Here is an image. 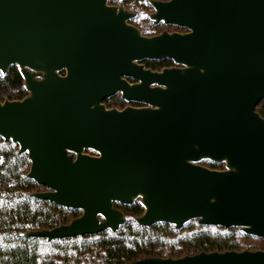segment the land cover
Listing matches in <instances>:
<instances>
[{"label":"water","instance_id":"obj_1","mask_svg":"<svg viewBox=\"0 0 264 264\" xmlns=\"http://www.w3.org/2000/svg\"><path fill=\"white\" fill-rule=\"evenodd\" d=\"M107 2L0 0V71L17 66L28 91L0 102V137L27 153V176L47 189L33 197L81 210L22 235L115 231L125 216L114 203L139 199L142 226L197 219L264 238V0H152L155 22L186 29L152 36ZM164 58L183 67L138 63ZM118 92L147 106L106 108ZM129 264H264V250Z\"/></svg>","mask_w":264,"mask_h":264},{"label":"trees","instance_id":"obj_2","mask_svg":"<svg viewBox=\"0 0 264 264\" xmlns=\"http://www.w3.org/2000/svg\"><path fill=\"white\" fill-rule=\"evenodd\" d=\"M141 1L131 0L128 6L136 11L135 6L143 3L147 15L146 0ZM143 24L149 29L142 23L135 26L144 36L162 32L159 24L167 26L152 19ZM144 62L153 71L174 65L168 58ZM27 94L17 66H10L5 73L0 71V102L21 100ZM105 101L110 106H122L117 96ZM256 111L264 118V99L257 104ZM201 162L210 169H224V163ZM29 167L27 153L19 152L17 143L0 137V264H129L143 258H180L200 252L264 250V238L246 234L240 227L207 226L197 219L186 222L182 228L166 222L142 226L135 220L144 211L139 199L129 205L114 203V208L125 216L124 223L115 231L106 229L98 234L52 241L25 237L22 233L67 224L81 214L79 209L33 197V193L45 188L27 176Z\"/></svg>","mask_w":264,"mask_h":264},{"label":"flooded vegetation","instance_id":"obj_3","mask_svg":"<svg viewBox=\"0 0 264 264\" xmlns=\"http://www.w3.org/2000/svg\"><path fill=\"white\" fill-rule=\"evenodd\" d=\"M130 1L131 0H108L107 3L110 6H114V7H117V8H121L124 11H126L127 13H129L130 15H129V17H128V19H127L126 22H127V24H129L131 26H134L135 28H137L136 27V26H138L137 24L140 25V22L143 24V23H146V21H150L152 19L151 18V14L155 12L154 7L152 6V3H151L152 0H146L145 1L146 4L148 5L149 10H150V11L148 10L147 15H145L146 12L142 13L143 11H145V8H143V6H142L143 3H142V5L141 4H138L137 6H135L137 8V10L135 11V8H130L128 6V4H129ZM139 1L142 2L141 0H139ZM158 1H166V0H158ZM134 21L135 22L137 21L136 22L137 24H135ZM158 22H162V21H158ZM159 26H161V28H162L161 31H163V30H169V29H171L172 31H175V32H185L186 31V29L184 27H179V26H176V25L167 24V26H164V25L159 24ZM145 60H148V59H143V60L138 61V63L139 64H142L144 68H146L145 67V64H144L145 63L144 62ZM169 67H183V66L174 63V65L169 66ZM164 68H167V67H164ZM146 69H148V68H146ZM58 74L61 75V76H65L66 75V70L65 69H62V70L58 71ZM125 79L130 84L136 83V80H134L132 78H125ZM113 96H117V97H119L121 99L122 106H117V105H113V106L111 105L110 106V105H108L110 103H107L105 100H107L108 98H111ZM108 98H105L102 101V104H104V105L106 104L105 107L108 108V109L115 108V107H116V109H122V108H125L127 106H131V107H145V106H147L146 104L141 103V102H136V101H131V100H125V99H123L120 92H118L115 95H112V96H110ZM84 153H87V154H90V155H97L98 154L96 151H93V150H90V149L85 150ZM199 164H201L202 166H205L206 167V165H203L202 162H200ZM45 190H47V189L45 188Z\"/></svg>","mask_w":264,"mask_h":264},{"label":"rangeland","instance_id":"obj_4","mask_svg":"<svg viewBox=\"0 0 264 264\" xmlns=\"http://www.w3.org/2000/svg\"><path fill=\"white\" fill-rule=\"evenodd\" d=\"M144 12H145V11H144ZM144 12H143V13H144ZM140 24H141V22H140ZM142 25L144 26V28L149 29V27H148L147 24H142ZM30 72H32L36 78H40V73H39V72H37V71H33V70H30ZM203 165H206V166H207L206 163H203Z\"/></svg>","mask_w":264,"mask_h":264}]
</instances>
